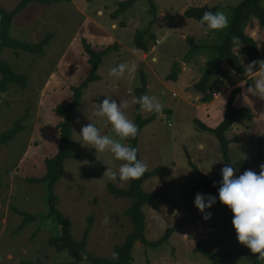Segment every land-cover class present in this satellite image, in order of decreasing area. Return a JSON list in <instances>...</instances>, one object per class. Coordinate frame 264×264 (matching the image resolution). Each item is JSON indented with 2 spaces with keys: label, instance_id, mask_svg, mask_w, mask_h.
I'll use <instances>...</instances> for the list:
<instances>
[{
  "label": "rangeland",
  "instance_id": "374dc122",
  "mask_svg": "<svg viewBox=\"0 0 264 264\" xmlns=\"http://www.w3.org/2000/svg\"><path fill=\"white\" fill-rule=\"evenodd\" d=\"M202 1L154 0L153 13L149 0H137L136 5L118 20L111 15L119 8L120 4L115 7L119 0L112 1V5L102 10V13H98V9H103V0L93 3L69 0L51 6L34 3L14 19L11 36L15 39L34 44L41 42L51 32L56 36L46 48L45 56L12 50H5L3 54L16 71L28 77L29 87L21 89L11 86L6 93H0V128L3 132L12 128L20 117L28 115L24 122L25 130L17 139L9 145L0 146V264L37 260L44 264L73 263L68 252H58L49 245L50 239L59 232L54 219L44 222L38 220L18 233L17 230L24 220L21 212L48 214L46 187L30 184L27 178L44 176L46 158L58 151L60 117L56 109L70 102L73 96L71 88L90 75L92 68L84 51L83 40L96 51L102 52L117 45L115 40L122 39L131 51L127 52L122 47L111 50L100 67L101 80L92 83L85 91L83 104L74 113L73 139L77 143L74 151L84 161L66 162L65 175L56 185L55 193L59 198V210L72 223L75 240H82L89 219L93 217L87 251L112 260L115 247L124 244L134 230L127 216L131 200L117 198L109 189L110 183L120 189H127L130 181H111L107 176L104 177L108 167L118 173L123 162L115 160L110 152L97 153L94 148H89L79 134L82 127L92 122L102 135L119 139L107 120L97 118L94 113L107 97L117 103L125 101L129 104L125 115L134 123L136 89L141 87L142 74H145L151 87L146 95L155 96L163 109L153 122L144 127L139 152L141 160L147 165L145 173L158 167L164 169L162 175L144 183L145 191L160 195L152 204L144 207L145 234L149 241L154 242L160 240L168 229L179 228L162 247L137 244L132 264H212L208 258L196 252L202 239L206 241V248L216 254L240 247L233 224L225 219L222 204L217 202L208 210L211 212L209 220H205L194 206L197 193L214 195L205 189L195 190L200 177L190 165L191 160L202 173L220 186L221 170L225 163L219 141L213 133L204 131L198 122L209 124L212 128L218 126L226 114L227 97L219 101L222 107L218 110L198 108L197 104L201 101L195 100L197 93L193 86L182 89L171 78L175 67L176 77L179 75L181 62L192 54V42L203 32L198 24H194L197 20L185 16L186 9L199 6ZM242 1L227 0L222 4L218 0H211L209 3V6H220L221 12L225 11L228 17V26L217 31V45L231 22V9ZM20 2L0 0V5L6 11H12ZM163 13L167 14V19L162 16ZM103 26L107 30V35H103L105 38L100 30ZM146 29L155 35L154 40L147 37L149 44L156 40L161 44L151 48L145 56V52L142 53L136 47L135 36L138 31ZM246 32L249 35L258 34L264 56V29L257 19L252 20ZM185 34L189 35L188 39L184 38ZM200 44L203 45L202 42ZM239 51L246 55L242 49ZM133 62L136 71L131 75L126 72L121 78L109 76L111 68ZM225 67L233 73L230 67ZM261 76L251 81V86L235 103L237 107L250 108L253 113L252 120H240L227 132V138L231 141L230 156L235 162L255 156L258 152L257 141L264 135V97L255 99L253 96L255 81ZM225 79L216 78L212 81L214 93L218 91L224 94L231 88V81ZM190 81L192 84L191 78ZM249 88H252L251 92ZM185 99L190 103L188 106ZM155 113L142 111L145 119ZM122 142L128 146L127 140ZM261 165L264 162L245 171L259 173ZM226 264L249 263L240 259Z\"/></svg>",
  "mask_w": 264,
  "mask_h": 264
},
{
  "label": "trees",
  "instance_id": "16d2710c",
  "mask_svg": "<svg viewBox=\"0 0 264 264\" xmlns=\"http://www.w3.org/2000/svg\"><path fill=\"white\" fill-rule=\"evenodd\" d=\"M69 0H21L17 7L12 11H6L0 5V93H6L11 86H18L21 89H27L29 87V79L26 75H23L16 71L14 67L4 59L3 54L5 50H12L15 52H23L26 54L45 56L46 48L50 45L51 41L55 38L56 34L51 32L47 34L41 42L28 43L11 36V28L14 19L27 10L31 4H40L44 6H51L67 2ZM89 3H93L95 0H87ZM264 0H243L239 5L231 9L232 16L229 27L225 34L220 39V44L217 46H206L209 51L208 64L206 69L201 74L200 78L194 83L193 89L197 95L200 96V101L203 104H209L215 99V93L211 89V83L216 78H226L228 71L225 66H229L230 69L237 75H244L246 69L242 63L241 58L233 49L232 37L239 36L241 39L240 47L246 53L248 58L253 61H260L261 55L258 48L257 41L254 37L249 35L246 30L252 20L255 18L258 20L261 28L264 29ZM137 0H129L120 3L119 8L111 15L114 19H117L122 13L132 8ZM154 13L155 2L149 0ZM207 11L217 12L218 7H191L185 11V16L190 19L200 22L203 14ZM147 37L154 40L155 35L151 33L150 29L141 30L136 33L135 44L136 47L143 51L148 52L151 48ZM83 46L85 54L88 56V62L91 65L90 75L84 79L78 86H73V96L67 104L59 105L56 109L57 114L60 117V123L58 125L59 130V145L57 153L48 157L45 160L46 172L44 176L40 178H27V182L30 184H42L46 187V204L48 207V214L44 215H32L26 212H21L24 216L22 224L19 226L17 233L25 229L29 224L35 221H46L54 219L58 227V235L53 236L49 245L56 249L58 252H68L73 259L71 264H132L134 256L133 252L137 244H143L151 248H159L169 242L172 236L175 234L179 226L172 229H168L165 235L158 241L151 242L146 238V215L144 207L153 203L155 199L160 197L158 194H152L144 189V183L150 178H157L164 172L163 167H158L152 172L145 173L135 180H130L129 187L127 189H120L114 184H109L110 193L117 198H127L131 200V206L127 210V216L133 223L134 230L127 237L124 244L116 246L114 249V259L101 258L91 254L87 251L88 239L92 229L93 217L89 219V226L85 230L82 240H75L72 234V223L64 216L59 210V198L55 193V188L58 182L65 175V165L69 160L84 161V158L78 155L74 150L77 147V143L73 139L74 124L73 117L75 111L83 104V97L85 91L90 87L92 83L101 80L99 70L104 61V58L108 56L111 50L118 48L117 45L111 46L102 52H97L90 43L83 40ZM193 48L190 53L196 52L200 49L201 45L193 43ZM176 67L173 71V77L176 80ZM250 82H247L243 86L234 88L227 96L226 99V114L223 121L216 127H208L202 122H198L200 127L206 131L213 133L219 141L223 161L226 165H231L237 171L234 175L245 171L248 168L255 167L264 162V135L257 141V154L255 156L248 157L241 161H233L230 156L231 141L227 138V132L240 120L250 121L253 119L252 110L248 107H237L236 101L243 94V92L249 87ZM252 84V83H251ZM148 90V81L145 74H142L141 87L136 89L137 99L143 95H146ZM161 113H155L153 116L145 119L140 105L137 103L134 114V124L138 128V134L135 138H128V146L135 147L138 150L137 156L141 160L139 152V141L142 131L146 125L153 122ZM28 115L20 117L7 131H2L0 128V146L9 145L11 142L17 139L19 134L25 130V120ZM190 165L200 177V182L197 184L195 190L200 191L205 189L218 198L219 185L215 184L207 175L202 173L200 169L193 164L190 160ZM1 180V172H0ZM223 205V204H222ZM225 210L226 221L232 223L233 213L226 206L223 205ZM237 237V236H236ZM196 252L204 255L212 264H226L229 262L237 261L240 259L246 260L249 264H264V262L257 259L258 254H253L246 246L241 245L238 249L228 250L220 254H216L206 248V241L200 240L196 248ZM20 264H44L40 260L37 261H22ZM55 264V263H54Z\"/></svg>",
  "mask_w": 264,
  "mask_h": 264
},
{
  "label": "clouds",
  "instance_id": "9594fccd",
  "mask_svg": "<svg viewBox=\"0 0 264 264\" xmlns=\"http://www.w3.org/2000/svg\"><path fill=\"white\" fill-rule=\"evenodd\" d=\"M228 26V17L224 12L207 11L200 20V27L207 33L209 31L223 30ZM154 43V42H153ZM241 39L232 37L233 49L239 50ZM155 62V58L153 60ZM259 65V70L254 69ZM248 71L261 73L260 79L255 81V94L264 97V60L253 61L247 66ZM136 71L133 62L121 63L109 71L110 77L121 78L127 72L131 75ZM249 92L252 88L248 89ZM140 105L141 111L159 113L163 105L155 96L143 95L134 100ZM129 104L125 101L117 103L112 98H105L98 105L94 115L100 119H106L112 126V131L119 139L108 135H102L95 123H89L82 127L79 134L89 148H94L97 153L110 152L115 160L122 161L118 173L110 167L104 175L111 181L126 182L141 177L147 169L143 160L138 159V150L129 147L122 141L135 138L138 134L137 126L125 115V109ZM237 170L231 165H226L221 170L222 180L218 189L219 202L226 205L233 213L232 224L236 232L237 240L246 246L253 254H258L257 259L264 262V165L260 166L259 173L247 170L243 174L234 175ZM217 203L216 196H204L197 193L194 206L200 211L205 220L211 219L208 211ZM177 215L179 213H176ZM116 255L115 253L113 254Z\"/></svg>",
  "mask_w": 264,
  "mask_h": 264
},
{
  "label": "crops",
  "instance_id": "0c3cea01",
  "mask_svg": "<svg viewBox=\"0 0 264 264\" xmlns=\"http://www.w3.org/2000/svg\"><path fill=\"white\" fill-rule=\"evenodd\" d=\"M97 1V0H96ZM99 1V0H98ZM112 1L113 3L115 1H118V0H103L104 2V6H103V9H98V13H102L107 7L111 6L112 4ZM211 2V0H203L201 5L199 6H196V7H204V6H209V3ZM218 2H221L222 4H224L223 2H227V0H218ZM121 1L119 0V3H116L115 4V7L117 8L118 7V4H120ZM137 3V2H136ZM135 3V5H136ZM61 4V3H59ZM56 5V4H54ZM134 5V6H135ZM219 5V4H218ZM133 6V7H134ZM132 7V8H133ZM210 7H218V11H221V7L220 6H210ZM103 10V11H102ZM187 10V9H186ZM110 11V10H109ZM127 11H130L127 10ZM126 11V12H127ZM124 12V13H126ZM225 12V11H223ZM124 13H122L120 16H122ZM119 16V17H120ZM162 16H165V19H167V14L166 13H163ZM87 17V16H86ZM118 17V18H119ZM89 19V18H86V20ZM118 20V19H117ZM117 20H114L117 21ZM194 24H198V26H200V22L198 23H194ZM116 25L114 24V27ZM102 36L103 35H107V30L104 29V26L102 29ZM188 36L187 34L184 35V38L188 39ZM217 36H218V32L217 31H209V32H205L203 30V32L199 35L198 38H196L195 41L198 45H201L203 47H201L200 49L196 50V52H194L193 54H191L189 56V59L181 62L180 64V67H181V71L179 72V75L177 74V77H176V81H175V84H178L182 87V89H187L186 87L190 86V88L194 85V82L198 80V78L201 76V74L203 73V71L206 69L207 67V64H208V57H209V50L207 48H205L206 46H215L217 45ZM255 38V40L257 41V44H258V48H259V51H260V55H261V60H264V56H263V53H262V50H261V47H260V42L258 41V34L256 33V36L255 35H251ZM105 38V36H103ZM117 39V38H115ZM115 42L117 43V46L118 47H122L124 48L125 51L127 52H130L131 50L128 48L127 45H125V43L122 41V39H119V40H115ZM203 43L200 44V43ZM205 43V44H204ZM153 43H151V46H152ZM161 44V42H160ZM151 49V48H150ZM141 51V50H140ZM150 51V50H149ZM98 52V51H97ZM142 53H144L143 51H141ZM235 52L238 54V56L241 58L242 60V63L246 69V73L244 75H237L236 73H231V71L225 67V69L228 71V76L226 77L227 79V82L228 81H231L229 82L231 88H229L228 91H226L224 94L220 93V92H215V99L209 103V104H203L202 102L197 104L198 108H210L212 110H214V108H216L215 110H218L219 107H222L221 104H219V101L222 99V98H225L228 96V94L230 93V91H232L234 88L238 87V86H243L245 85L247 82H250V81H253V79H256V78H259V76H261L262 74L261 73H258V72H249L248 69H247V66L250 65L253 61H250L249 58L245 55V54H241L240 51L238 53V49L235 50ZM244 52V51H242ZM148 52H145V56L147 55ZM245 53V52H244ZM260 60V61H261ZM201 61V62H200ZM229 67V66H228ZM259 70V65L257 64V67L254 69V71H258ZM190 78L192 80V84L191 81H190ZM193 78V79H192ZM225 79V80H226ZM189 83V84H188ZM149 84V83H148ZM234 84V85H233ZM233 85V86H232ZM151 90V87L150 85H148V90H147V93ZM192 90V89H191ZM190 90V91H191ZM193 91V90H192ZM146 93V94H147ZM196 101L200 99V96L196 95ZM254 98H258V96L255 94L253 95ZM185 101V104H190L186 99L184 100ZM187 102V103H186ZM200 102V100L198 101ZM224 113V111H222ZM205 124V123H204ZM208 127H212L210 126L209 124L207 125ZM146 190V189H145ZM148 192V191H147ZM150 193V192H149Z\"/></svg>",
  "mask_w": 264,
  "mask_h": 264
},
{
  "label": "built area",
  "instance_id": "2783aa9c",
  "mask_svg": "<svg viewBox=\"0 0 264 264\" xmlns=\"http://www.w3.org/2000/svg\"><path fill=\"white\" fill-rule=\"evenodd\" d=\"M159 44H160V41L156 40V42L152 44L151 48L154 49L156 47V45H159ZM174 96H176V94H174Z\"/></svg>",
  "mask_w": 264,
  "mask_h": 264
}]
</instances>
